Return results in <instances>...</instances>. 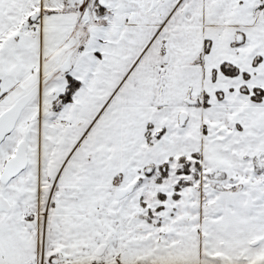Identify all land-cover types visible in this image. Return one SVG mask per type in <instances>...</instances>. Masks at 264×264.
I'll return each mask as SVG.
<instances>
[{
	"label": "snow or ice",
	"instance_id": "1",
	"mask_svg": "<svg viewBox=\"0 0 264 264\" xmlns=\"http://www.w3.org/2000/svg\"><path fill=\"white\" fill-rule=\"evenodd\" d=\"M0 264H264V0H0Z\"/></svg>",
	"mask_w": 264,
	"mask_h": 264
}]
</instances>
